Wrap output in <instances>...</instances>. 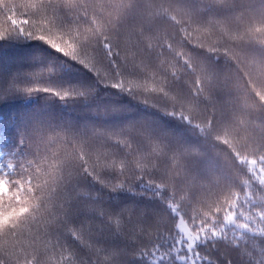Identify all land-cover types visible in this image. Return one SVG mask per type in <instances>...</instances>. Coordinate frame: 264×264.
<instances>
[{"label":"trees","instance_id":"16d2710c","mask_svg":"<svg viewBox=\"0 0 264 264\" xmlns=\"http://www.w3.org/2000/svg\"><path fill=\"white\" fill-rule=\"evenodd\" d=\"M70 21L62 10L55 23L65 29ZM261 25L264 0H133L117 34L138 40L142 62H125L96 45L105 75L0 17L6 28L0 34V165L36 157L41 141L56 133L121 158L129 152L116 137L129 133L138 152L156 144L164 150L148 175L117 188L109 186L117 169L106 168L97 179L80 161L67 163L53 234L76 264H153L139 252L140 230L161 218L173 224L176 214L166 200L191 187L184 173L197 178L194 197L208 185L239 186L240 170L216 134L230 128L242 140L264 143V105L253 94L264 90V42L252 33ZM157 41L161 47H146ZM145 69L164 77L168 95L115 86L120 78H145ZM181 108L191 110V120ZM208 120V129L197 125ZM181 154L183 172L173 180V158ZM148 179L165 183L169 194L157 195L161 190ZM241 240L209 237L199 248L212 264H260L264 234L244 231Z\"/></svg>","mask_w":264,"mask_h":264},{"label":"snow or ice","instance_id":"6c2138e0","mask_svg":"<svg viewBox=\"0 0 264 264\" xmlns=\"http://www.w3.org/2000/svg\"><path fill=\"white\" fill-rule=\"evenodd\" d=\"M132 3L133 0H0V17L3 23L21 31L35 30L40 38L58 50L80 59L97 72H104L93 51L99 44H103L107 55L119 56L125 62H142L138 40H133L131 33L117 34L119 21ZM62 10H67L71 17L65 29L55 23ZM5 30L0 27V34ZM252 33L264 42V25L254 27ZM146 47L161 45L159 41L148 42ZM145 71V78H120L115 86L168 95L164 77L154 70ZM104 74L108 75L107 72ZM197 86H200L199 82ZM253 94L264 105V90L254 89ZM179 114L191 120V110L186 114L181 108ZM197 125L208 129L212 127V121ZM130 135L116 137L127 148V158L107 152L106 147L89 146L56 133L41 141L42 147H38L36 157L0 165L5 169L0 172V264H76L73 251L62 246L53 234L62 208L57 189L66 178V165L71 160L80 161L83 169L97 179H101L102 170L117 169L119 175L109 182V186L124 187L130 177L148 175L164 152L158 144L138 152ZM216 139L229 149L240 170L239 186L215 188L208 185L198 188L199 195L194 197L197 178L189 179L184 173L191 187L179 194L173 191V198L166 200L176 214L173 224L169 226L167 220L161 218L140 230L142 247L139 252L151 258L153 264H174L175 261L212 264L211 258L199 248L201 241L209 237H231L234 244L242 245L244 231L264 234V143L242 140L230 128L217 132ZM101 157L107 163L101 165ZM182 162V154L173 158V180L181 176ZM148 183L161 190L157 195L162 191L165 196L169 194L165 183H157L154 179H148ZM229 225L235 227L230 229ZM259 255L260 264H264V248Z\"/></svg>","mask_w":264,"mask_h":264},{"label":"rangeland","instance_id":"374dc122","mask_svg":"<svg viewBox=\"0 0 264 264\" xmlns=\"http://www.w3.org/2000/svg\"><path fill=\"white\" fill-rule=\"evenodd\" d=\"M57 190H58V189H57ZM60 194H61V193L57 194V197H58L59 199H60Z\"/></svg>","mask_w":264,"mask_h":264}]
</instances>
